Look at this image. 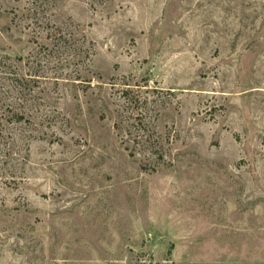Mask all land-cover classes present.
<instances>
[{"label": "rangeland", "instance_id": "1", "mask_svg": "<svg viewBox=\"0 0 264 264\" xmlns=\"http://www.w3.org/2000/svg\"><path fill=\"white\" fill-rule=\"evenodd\" d=\"M0 264H264V0H0Z\"/></svg>", "mask_w": 264, "mask_h": 264}]
</instances>
